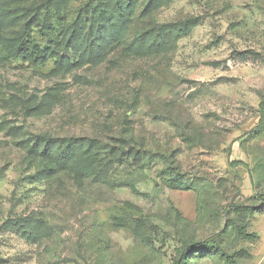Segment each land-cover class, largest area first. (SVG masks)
Returning <instances> with one entry per match:
<instances>
[{"label": "rangeland", "instance_id": "1", "mask_svg": "<svg viewBox=\"0 0 264 264\" xmlns=\"http://www.w3.org/2000/svg\"><path fill=\"white\" fill-rule=\"evenodd\" d=\"M218 247L264 264V0H0V264Z\"/></svg>", "mask_w": 264, "mask_h": 264}, {"label": "trees", "instance_id": "2", "mask_svg": "<svg viewBox=\"0 0 264 264\" xmlns=\"http://www.w3.org/2000/svg\"><path fill=\"white\" fill-rule=\"evenodd\" d=\"M39 19V17L37 18V20ZM36 19L34 20V18H29L27 20H25L22 24V33L24 35L27 36V42L31 41V34L33 31V28L36 26L37 21ZM33 21V22H32ZM14 48V47H13ZM17 48V49H16ZM15 52L17 54H20L21 52H27V48L24 47V44H22V42H20L19 44H17V46H15ZM91 139L89 138H85V137H66V138H61V137H52V136H35L34 139L32 140V146H39L40 144H42L43 149L45 154H47V156H52V158L54 160V164L56 167L63 169L66 167V164L69 160L68 157H65L63 154V150H68L69 145H72V143H76V142H85V141H89ZM92 142H94V144H97L96 140H91ZM31 146V147H32ZM112 152V151H111ZM86 155H88V153H86ZM88 156L93 157V154H90ZM85 175L82 176H88L90 174V172H85ZM218 251L221 252L222 256L226 257L227 260L233 264V262L230 260L231 258L228 257V255L226 253H224L219 247H218ZM182 260L186 261L187 257H184V254H182Z\"/></svg>", "mask_w": 264, "mask_h": 264}]
</instances>
